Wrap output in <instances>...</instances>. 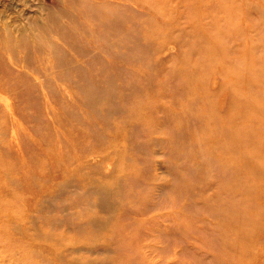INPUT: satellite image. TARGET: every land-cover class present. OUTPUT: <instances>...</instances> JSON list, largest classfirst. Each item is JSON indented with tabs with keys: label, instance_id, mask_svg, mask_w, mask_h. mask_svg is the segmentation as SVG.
<instances>
[{
	"label": "rangeland",
	"instance_id": "1",
	"mask_svg": "<svg viewBox=\"0 0 264 264\" xmlns=\"http://www.w3.org/2000/svg\"><path fill=\"white\" fill-rule=\"evenodd\" d=\"M115 1L145 43L93 0H0V264H229L227 201L264 264V0Z\"/></svg>",
	"mask_w": 264,
	"mask_h": 264
},
{
	"label": "bare ground",
	"instance_id": "2",
	"mask_svg": "<svg viewBox=\"0 0 264 264\" xmlns=\"http://www.w3.org/2000/svg\"><path fill=\"white\" fill-rule=\"evenodd\" d=\"M97 2L99 5V8H96V14H97V20H103L104 23H98L103 26H105L108 35L107 39L104 38L103 32L99 31L97 32V35H101V39L106 40V41H113V40H131V42H144L143 39H141L144 35V31L147 33V35L150 34V30H153L156 27V24L148 23V28H146L143 31H140L138 34L134 35L131 33L123 32L122 27L126 23L127 17L122 15L121 11L119 10H113L109 11L110 9H105L104 6L100 5V3H104L107 5L109 3V0H93ZM134 1V0H133ZM117 4H123L126 2V0H118L115 1ZM110 3H113V1H110ZM142 5H144V2H142ZM105 10L103 12H100L101 10ZM151 25V26H150ZM110 29L113 30V33L110 32ZM145 43V42H144ZM145 50V49H144ZM142 52V51H141ZM190 81L189 78L185 79V85H188V81ZM238 80V77L234 79L236 82ZM240 83V82H237ZM244 84L249 85L251 84L248 79L244 81ZM236 85V83H235ZM155 84L150 80V81H145L144 82V87H142L138 91V95H140L141 101L146 97V95L151 91L155 90ZM204 88V86H202ZM236 98L232 97L230 103L232 105H235L236 103H239V107H241V111H245L247 108L248 109H254L255 105H247L245 102H242L244 100H249L245 99L243 97H239L236 93L233 94ZM251 100V99H250ZM260 110L259 108H256L253 110V112L256 113V111ZM230 111V110H229ZM221 136L223 137V150L225 153L232 155L234 154V146L238 147L239 143L235 142V136L237 135V132L234 130V128H231L228 132L221 131L220 132ZM235 147V149H236ZM86 155L88 154L84 149L83 151ZM85 155L83 156V158ZM243 166L245 169H247L250 172L256 173L259 172L257 167H252L250 165V156L249 154H245L243 158ZM264 162V161H263ZM34 166H40L43 164V161H39L38 163H33ZM251 168V169H249ZM224 169L229 171L230 176L234 177L232 174L231 169L229 167L224 165ZM251 173V174H253ZM257 175V174H256ZM260 175V174H259ZM32 186H40L39 179H36L35 181L30 183ZM37 184V185H36ZM95 187V186H94ZM89 189L87 188V192ZM103 191V187L99 186V193L101 194ZM90 194V191H89ZM251 194V192H250ZM99 195V194H98ZM227 197L232 196L229 192L226 193ZM221 223L223 227V233L225 235H222V239L224 244L221 247L220 252L225 254L226 257L228 258L229 264H244L243 260L247 259V253L249 252V249H251V246L248 243H252L253 240L256 242V244H261L262 241L261 239L255 234V229L258 227L257 224H250V221H247L244 218H239L236 210L233 208L231 205L230 201H227L225 203L222 202L221 205ZM235 213L236 216L233 214ZM102 226L105 228L106 226V221L102 222ZM247 226V227H246ZM251 226L254 229H251V234L249 233L248 227ZM245 257V258H243Z\"/></svg>",
	"mask_w": 264,
	"mask_h": 264
}]
</instances>
